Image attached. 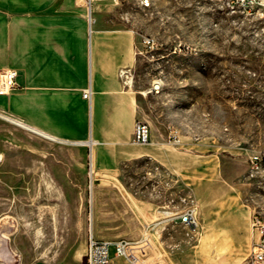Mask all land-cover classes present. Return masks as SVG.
<instances>
[{
    "label": "rangeland",
    "instance_id": "obj_1",
    "mask_svg": "<svg viewBox=\"0 0 264 264\" xmlns=\"http://www.w3.org/2000/svg\"><path fill=\"white\" fill-rule=\"evenodd\" d=\"M149 2L112 4L136 36L138 121L166 146L129 147L119 178L100 181L90 153L67 162L60 145L36 137L27 151L25 129L0 117V264H86L91 227L99 240L135 241L144 264L251 261L262 238L253 220L264 223V0ZM58 149L54 165L71 178L51 176ZM159 166L181 175L153 204ZM189 209L195 229L175 219Z\"/></svg>",
    "mask_w": 264,
    "mask_h": 264
},
{
    "label": "crops",
    "instance_id": "obj_2",
    "mask_svg": "<svg viewBox=\"0 0 264 264\" xmlns=\"http://www.w3.org/2000/svg\"><path fill=\"white\" fill-rule=\"evenodd\" d=\"M112 1L94 0L88 10L84 0H0V70L18 71L10 106L0 107V113L23 125L27 151L33 147L29 138L36 137L60 145L67 162L90 153L100 181L119 178L116 165L130 159L129 147L138 145L133 142L137 96L120 76L123 70L132 73L137 63L136 36ZM88 89L91 97L85 99ZM148 146L166 143L151 135ZM51 157L53 178L75 175L57 170L59 149ZM157 168L149 173L153 204L161 188L171 186L169 179L181 175Z\"/></svg>",
    "mask_w": 264,
    "mask_h": 264
},
{
    "label": "built area",
    "instance_id": "obj_3",
    "mask_svg": "<svg viewBox=\"0 0 264 264\" xmlns=\"http://www.w3.org/2000/svg\"><path fill=\"white\" fill-rule=\"evenodd\" d=\"M88 10L91 9L94 0H84ZM118 1V0H113ZM247 1V0H244ZM259 0H252V6L258 5ZM138 2L145 6L144 0H138ZM145 43L150 44L152 40L145 38ZM120 76L124 79L126 84L133 83V75L128 70H123ZM18 71L14 68H5L0 71V95L5 96L9 92L17 87ZM158 90V89H157ZM152 90V91H157ZM85 99H90L91 90H86L83 93ZM133 142L135 144L146 146L151 142V129L148 124L137 121L134 128ZM178 142V140H176ZM262 158L260 156H254L250 159V171L254 175L260 169ZM91 185H92V175H91ZM179 222L189 229H195L197 227V219L194 214V209H189L186 211L176 213V218ZM254 226L261 227L262 238L257 244L253 252V257L248 264H264V223L259 219L255 218L253 220ZM115 248L114 257L110 256V248ZM146 251H135V241H130L126 239L119 240H99L95 238L93 227L89 232V237L87 240L86 248V264H114L115 258L123 259L128 264H144L146 258Z\"/></svg>",
    "mask_w": 264,
    "mask_h": 264
},
{
    "label": "bare ground",
    "instance_id": "obj_4",
    "mask_svg": "<svg viewBox=\"0 0 264 264\" xmlns=\"http://www.w3.org/2000/svg\"><path fill=\"white\" fill-rule=\"evenodd\" d=\"M144 1H145V6H149V5H150L149 0H144ZM157 89H158V84H155L154 87L152 88V90H157ZM0 117H1V118H4V119H6V120H8V121H10V122H12V123H15L16 125H19V126L23 127V125H22L20 122L15 121V120H13L12 118L3 115L2 113H0ZM51 139H54V138H51ZM54 141H55V139H54ZM77 145H78V144H77ZM81 145H82V144H81Z\"/></svg>",
    "mask_w": 264,
    "mask_h": 264
}]
</instances>
